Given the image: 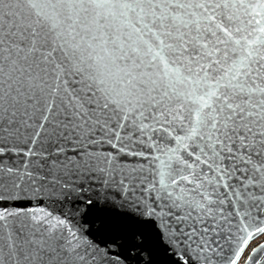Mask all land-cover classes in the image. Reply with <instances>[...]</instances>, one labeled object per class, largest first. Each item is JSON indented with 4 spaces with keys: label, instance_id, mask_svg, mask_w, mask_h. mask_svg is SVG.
<instances>
[{
    "label": "snow or ice",
    "instance_id": "obj_1",
    "mask_svg": "<svg viewBox=\"0 0 264 264\" xmlns=\"http://www.w3.org/2000/svg\"><path fill=\"white\" fill-rule=\"evenodd\" d=\"M261 236L264 0H0V264H264Z\"/></svg>",
    "mask_w": 264,
    "mask_h": 264
},
{
    "label": "water",
    "instance_id": "obj_2",
    "mask_svg": "<svg viewBox=\"0 0 264 264\" xmlns=\"http://www.w3.org/2000/svg\"><path fill=\"white\" fill-rule=\"evenodd\" d=\"M145 167H147V165H145ZM33 199L35 200V198H33ZM44 199H45L46 202H47V205H46V206H50V207H49V210H53V211H55L56 209H55V206L52 205V201L47 200V197H45ZM261 241H264V238H263ZM259 242H260V241H259ZM259 242H258V243H259ZM132 264H136V262L133 260V261H132ZM241 264H242V262H241Z\"/></svg>",
    "mask_w": 264,
    "mask_h": 264
},
{
    "label": "rangeland",
    "instance_id": "obj_3",
    "mask_svg": "<svg viewBox=\"0 0 264 264\" xmlns=\"http://www.w3.org/2000/svg\"><path fill=\"white\" fill-rule=\"evenodd\" d=\"M262 238H263V236H261V237H260V239H259L258 241H256V243H258L259 241H261V240H262Z\"/></svg>",
    "mask_w": 264,
    "mask_h": 264
},
{
    "label": "built area",
    "instance_id": "obj_4",
    "mask_svg": "<svg viewBox=\"0 0 264 264\" xmlns=\"http://www.w3.org/2000/svg\"><path fill=\"white\" fill-rule=\"evenodd\" d=\"M263 238H264V236H263ZM263 238H262V239H263Z\"/></svg>",
    "mask_w": 264,
    "mask_h": 264
}]
</instances>
